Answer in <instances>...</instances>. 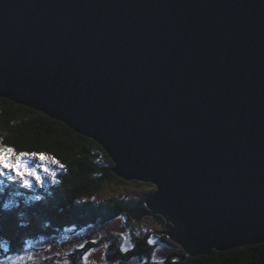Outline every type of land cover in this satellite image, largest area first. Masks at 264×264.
<instances>
[{
  "label": "water",
  "instance_id": "obj_1",
  "mask_svg": "<svg viewBox=\"0 0 264 264\" xmlns=\"http://www.w3.org/2000/svg\"><path fill=\"white\" fill-rule=\"evenodd\" d=\"M0 98L155 186L130 217L190 256L264 243V0H0Z\"/></svg>",
  "mask_w": 264,
  "mask_h": 264
},
{
  "label": "trees",
  "instance_id": "obj_2",
  "mask_svg": "<svg viewBox=\"0 0 264 264\" xmlns=\"http://www.w3.org/2000/svg\"><path fill=\"white\" fill-rule=\"evenodd\" d=\"M0 145L13 147L18 153H43L66 165L61 170L49 162L47 167L57 173L62 183L54 185L50 178L44 177V187L34 186L31 191L0 177V206L10 203L15 220L27 225L0 233V247L1 243H5L13 254L21 252L32 239L54 237L67 229L82 230L108 223L121 216L131 221L130 210L135 207L143 208L145 199L149 196L137 200H93L107 185L130 184L113 173L114 164L104 149L64 123L35 109L12 101L9 103V100L3 98L0 100ZM39 166L46 165L41 163ZM48 193L52 195L48 196ZM35 195H42V202L47 197L53 207L47 211H30L32 205L37 203ZM159 239L174 249L178 248L164 234ZM136 247L127 257L146 258L149 259V264H264V243L221 252L213 251L209 255L197 257L182 251L180 255L184 256V260H169L171 255L178 254L172 252L160 262L150 261L153 247L147 240L138 242ZM124 257L126 256L122 255Z\"/></svg>",
  "mask_w": 264,
  "mask_h": 264
},
{
  "label": "rangeland",
  "instance_id": "obj_3",
  "mask_svg": "<svg viewBox=\"0 0 264 264\" xmlns=\"http://www.w3.org/2000/svg\"><path fill=\"white\" fill-rule=\"evenodd\" d=\"M26 159L29 167L35 168L42 177H48L42 168L49 166V162L45 163L31 157H26ZM41 163L46 166H39ZM129 183L107 185L93 200L96 202H107L110 199L137 200L155 192V186L151 184ZM163 224L166 225V223ZM163 224H154V218L149 215L141 217L140 220L132 218L131 221L127 217L121 216L108 223L82 230L67 229L54 237H41L28 241L23 250L18 253L24 255V260L19 261V264H64V261H68L69 264H144V261L149 259L138 256L127 257L128 253L137 249V243L143 239L147 242L154 241V244H149L153 247L150 261L160 262L172 252L181 254L183 251L176 241L168 239L179 250L159 239L166 232ZM93 239L98 243L93 244L91 242ZM79 243L86 244L83 251L76 248ZM104 245H108V247L105 248ZM122 245L129 248L126 255L121 252ZM6 247L5 243H1L0 260H4L5 264H7L4 253ZM85 253H89L86 261L83 259ZM29 254L33 256L32 261L27 259ZM122 255L126 257L122 258ZM8 258L16 257L8 255Z\"/></svg>",
  "mask_w": 264,
  "mask_h": 264
},
{
  "label": "snow or ice",
  "instance_id": "obj_4",
  "mask_svg": "<svg viewBox=\"0 0 264 264\" xmlns=\"http://www.w3.org/2000/svg\"><path fill=\"white\" fill-rule=\"evenodd\" d=\"M2 100V98H0ZM10 103V101H9ZM15 107V105H13ZM47 119V117H45ZM8 149L11 151V155L9 156V164L7 165H0V177L6 178L8 181L17 184L19 187H22L25 190L31 191L34 186H38L40 188L44 187L45 179L35 168H31L28 166L26 157H31L32 159L50 162L52 165H55L61 170L66 168V165L61 163L57 159H52L51 157L37 152H27V151H20L19 153L13 147H7L0 145V151ZM19 157L20 161V168H17L16 165V158ZM42 171L51 179L52 184L60 185L62 183L61 179L57 177V173L51 171L48 167L42 168ZM155 190V189H154ZM52 193H48V196H51ZM36 204H33L32 207L29 209L30 211L33 210H50L53 205L47 197H44L42 202V195H35L34 197ZM13 207L10 203H3L0 206V233H5L13 228H22L26 227L27 225L19 223V221L15 220L12 215ZM93 244H97L98 241L93 239L91 241ZM148 244H154V241L149 240ZM86 247L85 243H79L76 245L78 250L83 251ZM105 248L108 245H104ZM129 251V248L121 246V252L125 255ZM240 251H244V249H240ZM4 253L6 254V261L7 264H19V261L24 260V255H20L18 253L13 254L11 253L10 247L4 248ZM8 255H14L16 258H8ZM59 255V253H57ZM89 253H85L83 259L86 261L88 259ZM28 261L33 260V256L31 254L27 257ZM0 264H5L4 260H0ZM64 264H69L68 261H64ZM144 264H149L147 260L144 261Z\"/></svg>",
  "mask_w": 264,
  "mask_h": 264
},
{
  "label": "clouds",
  "instance_id": "obj_5",
  "mask_svg": "<svg viewBox=\"0 0 264 264\" xmlns=\"http://www.w3.org/2000/svg\"><path fill=\"white\" fill-rule=\"evenodd\" d=\"M11 155V151L8 149H5L3 151H0V165H7L9 164V156ZM16 165L17 168H20V161L19 157L16 158Z\"/></svg>",
  "mask_w": 264,
  "mask_h": 264
}]
</instances>
